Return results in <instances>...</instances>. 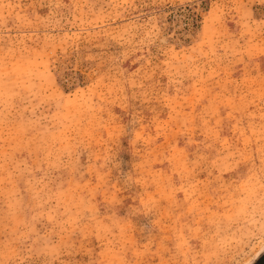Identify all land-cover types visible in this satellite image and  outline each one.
<instances>
[{"label":"rangeland","instance_id":"obj_1","mask_svg":"<svg viewBox=\"0 0 264 264\" xmlns=\"http://www.w3.org/2000/svg\"><path fill=\"white\" fill-rule=\"evenodd\" d=\"M0 264H264V0H0Z\"/></svg>","mask_w":264,"mask_h":264},{"label":"trees","instance_id":"obj_2","mask_svg":"<svg viewBox=\"0 0 264 264\" xmlns=\"http://www.w3.org/2000/svg\"><path fill=\"white\" fill-rule=\"evenodd\" d=\"M262 258V257H261Z\"/></svg>","mask_w":264,"mask_h":264}]
</instances>
